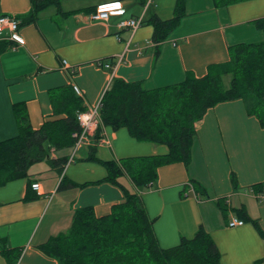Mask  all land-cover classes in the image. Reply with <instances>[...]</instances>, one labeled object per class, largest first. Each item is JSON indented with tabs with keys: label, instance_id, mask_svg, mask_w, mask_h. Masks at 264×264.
<instances>
[{
	"label": "crops",
	"instance_id": "0c3cea01",
	"mask_svg": "<svg viewBox=\"0 0 264 264\" xmlns=\"http://www.w3.org/2000/svg\"><path fill=\"white\" fill-rule=\"evenodd\" d=\"M63 1L67 0H62V10L69 11L112 0H90L81 7H65ZM144 2L123 0L125 16L143 13L144 20L153 14L162 20L173 16L176 0ZM30 4L31 0H0V14L21 21ZM263 16L264 0H245L226 7H215L212 0H187L186 15L179 26L157 46L151 23L143 22L130 31L117 26L119 16L91 20L83 11L62 14L54 6L47 7L34 22L19 26L23 44L12 48L10 43L0 53V140L18 133L15 102L25 103L35 129L56 117L50 88L78 86L88 108L98 103L113 77L141 80L151 89L177 83L187 72L202 76L210 66L228 60L229 45L262 40L263 33L252 21ZM120 56L114 71L97 64L114 63ZM195 129L188 167L182 162L162 165L153 184L139 191L148 216L155 218L158 244L162 248L175 246L182 237H192L201 225L216 244L222 264H264V236L239 211L244 209L264 232V197H257L255 187L264 182V127L246 113L243 100L235 99L210 107ZM103 135L108 142L96 144L95 151L100 160L167 152L165 145L137 141L124 127L113 130L105 126ZM89 146L80 145L72 164L64 169L66 178L76 184L73 187L59 189L62 175L47 161L32 164L27 177L0 187V239L5 240L0 251L2 247L22 249L16 264H57L38 248L39 244L66 230L75 209L92 206L97 215H104L122 200L118 186L101 181L106 169L85 160ZM51 156L58 155L53 151ZM232 172L237 188L230 181ZM119 181L129 191H136L128 177ZM193 181L207 193L198 194ZM32 182L40 184L39 191L28 187ZM28 190L32 199H24ZM217 199H222L225 210L216 206ZM233 216L244 223L228 226ZM0 264H6L1 252Z\"/></svg>",
	"mask_w": 264,
	"mask_h": 264
},
{
	"label": "trees",
	"instance_id": "16d2710c",
	"mask_svg": "<svg viewBox=\"0 0 264 264\" xmlns=\"http://www.w3.org/2000/svg\"><path fill=\"white\" fill-rule=\"evenodd\" d=\"M138 1L145 5L144 0ZM212 1L215 7H226L245 0ZM61 2L31 0L29 11L20 16V25L34 22L40 11L50 6L62 14L90 13L96 8L93 5L64 11ZM186 2L176 0L173 16L169 19L162 20L153 14L144 20L152 24V40L157 46L179 26L186 15ZM252 23L264 36V16ZM10 43L0 40V53ZM155 54H159L158 48ZM48 94L56 117L45 120L36 129L30 123L25 103H13L18 133L0 140V187L27 177L28 168L40 161H47L62 175L59 189L76 185L63 174L66 164L73 158L59 151L73 148L76 141L73 133L80 130L77 113L86 107L71 85L50 88ZM235 99L243 100L246 113L256 117L264 127V38L229 45L228 60L210 66L202 76L187 72L177 83L147 89L141 80L113 77L101 98L99 113L103 126L113 130L124 127L137 141L165 145L167 152L104 161L95 156L96 144L90 145L85 160L98 162L106 169V177L101 181L118 186L122 200L104 215H97L92 206L75 209L69 227L51 235L38 248L53 257L57 264H222L216 244L201 225L192 237H182L172 247H160L153 229L155 218L148 216L139 191L153 184L162 165L182 162L188 167L196 135L195 123L210 107ZM100 132L101 128L96 132V139ZM53 151L58 156H51ZM123 176L130 179L136 191H129L119 181ZM230 181L234 188L238 187L234 172L230 174ZM192 183L198 194L207 193L200 183ZM28 187L31 188V183ZM255 187L260 192L264 182ZM32 198L28 190L24 199ZM216 206L225 210L222 199L216 200ZM239 211L264 236L257 220L244 209ZM4 243L5 240L0 239V244ZM21 251L2 247L0 252L6 264H16Z\"/></svg>",
	"mask_w": 264,
	"mask_h": 264
},
{
	"label": "built area",
	"instance_id": "2783aa9c",
	"mask_svg": "<svg viewBox=\"0 0 264 264\" xmlns=\"http://www.w3.org/2000/svg\"><path fill=\"white\" fill-rule=\"evenodd\" d=\"M119 5V7H115V5ZM126 9L123 3V0H113L109 2H103L96 6V9L89 14V18L91 20H103L107 21L111 16H119L117 26L119 28H126L130 31H135L139 26L142 25L144 14L141 13L137 16H125ZM20 21L13 15L10 14H0V39L9 40L12 42L11 47L14 48L16 45H20L24 43L23 38L19 35ZM122 56L118 58V60L114 63L109 62H101L98 61V66H102L114 71L118 62H120ZM66 64V61L64 60ZM75 93L81 96V90L78 86H72ZM101 106V99L94 106L88 107L83 111H79L77 113V120L79 122L80 130L73 133V136L76 138L74 149L79 147L82 144H102L107 143L108 140L104 138L103 135V124L101 121L99 109ZM101 128V132L99 133V137L96 139V132ZM192 183H189L191 189ZM31 188L39 191L40 184L38 182L31 183ZM257 197L262 199L264 197V188L257 193ZM244 223V220L230 217L228 220V226L234 227L239 226Z\"/></svg>",
	"mask_w": 264,
	"mask_h": 264
},
{
	"label": "rangeland",
	"instance_id": "374dc122",
	"mask_svg": "<svg viewBox=\"0 0 264 264\" xmlns=\"http://www.w3.org/2000/svg\"><path fill=\"white\" fill-rule=\"evenodd\" d=\"M89 3H91L90 0H67V1L64 2V6L65 7H81V6L89 5ZM77 148L74 149V147H73V148L65 149V150H62V151H59V152L61 154L64 153V154L68 155L69 158H70V157H73V155H74L75 151L77 150ZM71 162H72L71 160L68 161V163L66 164L65 170L67 169V167L70 164H72ZM65 170L63 171L64 172L63 174H65Z\"/></svg>",
	"mask_w": 264,
	"mask_h": 264
},
{
	"label": "snow or ice",
	"instance_id": "6c2138e0",
	"mask_svg": "<svg viewBox=\"0 0 264 264\" xmlns=\"http://www.w3.org/2000/svg\"><path fill=\"white\" fill-rule=\"evenodd\" d=\"M115 7H119V5L117 4V5H115Z\"/></svg>",
	"mask_w": 264,
	"mask_h": 264
}]
</instances>
